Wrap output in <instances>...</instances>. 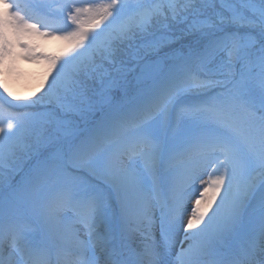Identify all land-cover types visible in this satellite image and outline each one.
Returning <instances> with one entry per match:
<instances>
[{
  "label": "snow or ice",
  "instance_id": "snow-or-ice-1",
  "mask_svg": "<svg viewBox=\"0 0 264 264\" xmlns=\"http://www.w3.org/2000/svg\"><path fill=\"white\" fill-rule=\"evenodd\" d=\"M13 48L49 67L31 105L0 96V264H264V0H0Z\"/></svg>",
  "mask_w": 264,
  "mask_h": 264
},
{
  "label": "rangeland",
  "instance_id": "rangeland-1",
  "mask_svg": "<svg viewBox=\"0 0 264 264\" xmlns=\"http://www.w3.org/2000/svg\"><path fill=\"white\" fill-rule=\"evenodd\" d=\"M47 3H68L71 0H45ZM76 3L83 4L86 2H100V0H75ZM71 29V25L68 26ZM41 30H49L41 28ZM26 43L33 48V55L35 57H44V56H61L64 50L67 47V42L60 40L54 37H42L38 35H33L30 38L26 39ZM192 42V38H186L179 43L173 45V48H184V51L187 52L189 43ZM13 55L11 58L4 61L3 64H0V83L6 85L8 89L13 92L16 97H19V101L11 100L3 92V88L0 87V96H3L5 99L10 100L12 104H21V105H31L33 100H36L39 96L43 95V89L41 87L42 83L45 82V76L48 71V63L44 59L34 58V59H24L25 53L21 49L13 48ZM168 51V49H165ZM121 57L125 60H128V66L132 67L137 62L131 60L128 55L122 53ZM149 59H154V57H149ZM140 67H143L141 62ZM140 67L136 68L135 72L129 74V93L135 91L136 80L135 77L140 75ZM154 69L148 68L145 71H153ZM54 107L53 104L45 102L43 104H36L30 107H18L13 109V111L23 113L27 112L34 116L41 117L47 115L50 110ZM89 124H85L81 121V127L87 128L90 127ZM36 164L34 157H30L25 151H18L16 155L11 160V166L13 170L19 171L20 175H25L30 172L33 166ZM179 165V164H178ZM177 165V166H178ZM18 167H21L18 169ZM198 194V193H197ZM259 194H257L256 200L253 201L254 205H257ZM189 209L191 205L189 204ZM8 204L6 203V198L2 193H0V213L8 211ZM187 246V245H185ZM178 250V246H177Z\"/></svg>",
  "mask_w": 264,
  "mask_h": 264
},
{
  "label": "bare ground",
  "instance_id": "bare-ground-1",
  "mask_svg": "<svg viewBox=\"0 0 264 264\" xmlns=\"http://www.w3.org/2000/svg\"><path fill=\"white\" fill-rule=\"evenodd\" d=\"M24 42H27V41H24ZM19 49V48H18Z\"/></svg>",
  "mask_w": 264,
  "mask_h": 264
}]
</instances>
